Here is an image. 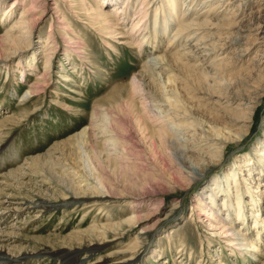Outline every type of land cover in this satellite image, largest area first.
Returning <instances> with one entry per match:
<instances>
[{
    "label": "rangeland",
    "instance_id": "rangeland-1",
    "mask_svg": "<svg viewBox=\"0 0 264 264\" xmlns=\"http://www.w3.org/2000/svg\"><path fill=\"white\" fill-rule=\"evenodd\" d=\"M9 1L0 0L1 8L6 9L4 3ZM74 1V7L70 8L63 0H42L48 7L47 11L31 27L29 36L26 37L23 45L13 51L9 50V55L6 58L0 54V120L11 114L16 115L23 101V109L29 111L25 118H21L19 126L13 127L5 135L3 142H0V145L4 146L0 150V189L5 184L4 175L6 173L22 166L25 168L23 170L27 171L25 164L29 158L48 154L50 151V159L59 158V164L53 168L54 173L62 177L67 172L64 170L65 166L68 167L70 194L73 197L80 196L81 201H73L69 206L51 208L46 212L26 209L12 212L6 219L0 216V244L8 247L5 249H9V252L13 254L31 253L33 256L28 257L26 264H59L57 258H60L61 254L75 252L78 250L77 248H83L82 246L88 245L90 242L98 245L97 251L91 258L84 261H82V255L77 254L76 261L80 260L82 264H89L95 260L102 264H121L122 261L124 264H261L264 261L262 253L264 251V235L262 242H258L257 257L246 251L249 247L235 251L236 243L240 242L241 229L244 231V228H240L241 226L236 223L234 231L224 232L216 227L217 224L210 217L216 216L217 206L220 199H223L221 191L229 186L221 185L226 184L229 176L233 177L229 178V182L232 179L235 181L240 178L245 180L243 178L245 176H239L238 171L234 170L236 164L239 161L243 162L248 157H252V160L255 161V149L264 145V81H262L264 78V43L258 42L261 41L259 40L261 38L256 36L257 31L252 30L254 33L239 35L248 37L249 49L244 52L239 64L231 56L224 60L230 62L229 64L234 68L223 70L219 74V77H222L225 73L224 76L226 75L228 78L225 80L230 82L233 90L236 89L238 92L244 93L246 97L253 98L250 103L254 107L250 112L251 118H243L242 121L235 123L230 127L231 131L224 129V132L229 135V139L224 140L222 137V141L214 140L213 142L216 143L212 142V145L209 146L207 143H200L204 147L198 149L201 147L196 148L197 141L201 139L200 132L203 131L201 129L205 131L207 129L198 125V129L194 130V126H190L177 133L178 139H184L191 143L190 149L195 152H188L184 150V145L182 147L181 143H177L172 136L167 134L158 137L159 134L153 133L152 129L158 128L155 126L157 123H151L154 113L152 114L151 110L145 108L146 105L143 106L140 102L146 91L153 94L150 100L160 99L158 104L164 100L157 92L154 93L152 85L163 84L169 75L156 68L153 72L158 73L157 77L160 81L156 80L149 86L146 85L144 87L146 91L136 94L133 98L131 113L124 115L116 108L107 112L109 116L115 117L117 126L115 134L123 137V141L125 139L126 149L120 148V153L116 156H107L103 151V140L105 141L107 136L94 137L85 149V158L72 148L71 144H60L56 150L53 149V146L55 143L66 141L81 131L84 126L89 127L93 119L94 108H104V106H100V99L115 86L130 82L134 75L142 70L144 64L149 65L158 59L159 55L163 56L167 53L171 46L166 43V38L177 31L180 22H175L174 15L171 13L168 24L163 23V27L167 30L166 36L163 34L164 37H161L160 32L163 31L159 27L155 28V32H158L157 37H160L156 42L153 41V30L150 29L151 24L148 23L145 31H148L147 36L150 38L143 37V46L138 47L133 43V40L129 44L116 38L119 35L116 33L129 31L130 20L125 26L119 24L123 27L121 30H115L114 33L113 29H106L101 35L94 28L96 24L89 27L88 17L79 13L85 8L94 22L99 21L98 9H96L94 0ZM177 1H180V7L183 5L182 9L188 3V10L184 15L186 20L182 22V25L200 20L199 17H194L198 12L207 8V6L204 7L201 0ZM256 1H243V13L237 18L244 17V22H247L249 18L251 21L253 18L251 16L254 13H260L259 6H255L258 3ZM29 2L30 0H19V4L14 7L12 16L2 23L0 21V34L5 31L11 21H16L21 7ZM120 4H124V8L129 5H125L124 0H120ZM54 5L56 9L58 7L66 9V22L64 23L71 26L74 33L71 34L69 30H64V32L67 38H72L71 41H74L72 44L78 45V47L73 49L67 46L65 39H61L57 35L56 42L61 45L62 49L53 52L51 72L48 74L46 83L42 84L44 88L39 90L42 93L32 98L29 94L24 96L30 88V84H33L36 79L35 72L44 69L42 52L47 48L44 42L48 30L50 27L52 31H55L58 26L68 27V25L59 22L49 26L51 19H55L53 11L56 9L51 10ZM72 9L76 11L73 12ZM239 12L238 10L237 13ZM131 13H134L133 7L128 19H131ZM218 14L222 15V13ZM210 17L211 15L208 18ZM86 20L88 21L86 22ZM228 32L230 33L232 30L230 29ZM186 35L187 33L184 32L173 38L172 42H177L172 51L185 42ZM141 36L142 34L138 37ZM200 37L201 35L197 39ZM228 52V50L221 51V54H228ZM31 57H34V60L27 63V59ZM254 57L260 59L257 61V71H246L245 69L251 66L250 62ZM232 61L236 62L234 66ZM20 62L22 65L26 63L27 65L25 67L18 66ZM19 69L24 71L23 75ZM65 75L68 76L67 79L64 77ZM179 75L182 81L187 80L190 85H197L199 91H205V83L198 75H190L187 72ZM169 81H165V89L172 88L178 96L190 101L197 111L196 117L192 116L196 118V121H199L200 114L206 111L204 109L206 107L207 112L217 115L220 120L224 121L227 120L230 113L237 115L248 110H244L243 105L237 103L226 107L224 104H220L222 101L215 100V96L203 101L205 105L209 104L202 108L200 107L201 102L187 96L185 88H181L182 91L179 95L177 83H171L172 79ZM220 88L219 85H214L210 90L216 95ZM197 89L195 90L198 92ZM22 95L23 97H21ZM163 108L164 106L161 105L155 107V111L161 113L160 117L166 115ZM173 110L180 113L181 108H173ZM96 112L99 113V110ZM172 116L170 114L165 118L171 117L167 123L169 127L174 128L172 121H176V119ZM190 120L191 115L187 122ZM220 122L222 123V121ZM193 123L195 125L196 122ZM209 126L208 121V129ZM95 131L97 132L99 129L96 127ZM97 134L100 135V132ZM83 159L88 160L91 176H89L88 168L84 169ZM195 162L199 163L193 170L194 173L192 172L196 178L188 180L187 168H192ZM249 167H252L251 171H244V173L254 177L257 183L259 182L256 185L260 192L255 198L264 218V182L261 181L264 180V170L261 172L262 176H257L255 172L253 173L254 166L250 165ZM31 169L34 170L32 167ZM249 175L246 177L251 178ZM215 176H220L218 177L220 185L217 180L213 181ZM28 178L32 177L25 176L22 179L23 185L21 186L24 191L15 188L2 189L4 193H9V200L19 203L24 199L40 198L48 199L56 204L66 201L64 193L55 186L50 188L48 181L45 180L46 184L41 185L38 182L41 178L34 177L31 180ZM245 181L246 183L241 182L243 189L254 184H247L249 180ZM230 184L234 187L232 195L235 197V193L238 195L239 190L242 189L236 183L230 182ZM247 191L249 189L243 192L244 197ZM100 194L102 195L100 196ZM228 199L224 198V200ZM18 205L15 204V206ZM172 207L176 209L173 212H167ZM3 209L0 208V212ZM154 213L158 217L151 216ZM168 213H170L168 216L172 215V217L159 221L160 216L163 217ZM134 219V225L127 226ZM221 220L226 222V220ZM210 222H214V226L209 225ZM252 225L253 223L249 222L246 226L250 229L243 233H251L255 236L257 233ZM124 226H127L125 231ZM237 231L239 234H235ZM12 233L15 238L12 237ZM231 234H234L232 235L234 239H230L229 245L224 240H228L230 238L228 235ZM143 248L145 251L142 253L141 259L136 260ZM17 249L19 253L16 251ZM35 252H46V255L34 256Z\"/></svg>",
    "mask_w": 264,
    "mask_h": 264
},
{
    "label": "bare ground",
    "instance_id": "bare-ground-1",
    "mask_svg": "<svg viewBox=\"0 0 264 264\" xmlns=\"http://www.w3.org/2000/svg\"><path fill=\"white\" fill-rule=\"evenodd\" d=\"M5 1V0H4ZM185 0H183L184 2ZM191 1V0H189ZM202 4L207 6V8L203 9L202 11L198 12L197 15L194 18H198L197 22L190 21V23H187V25H182V22L185 21V13H187V6L184 9L183 5L180 7L181 3L177 0H124L126 3L125 5L129 4L127 7H123V5L120 4V0H94L96 4V9H98V16L100 18L99 21L94 22L91 17L88 15L87 10L84 8L82 12H79L81 15H85L84 17H88L90 27L91 25H95L94 27L101 35L104 33V30L106 29H113L114 33L117 30H121L123 27H121L119 24H123L124 26L127 24V21L130 20V29L129 31H121L119 33L118 38L119 40H124V43L128 42L131 43V40H133V43L137 45L138 47H142L143 37H146L149 39L147 32L145 31L147 24H151V30H153V41L156 42L160 39L158 36V32H155V28H160V32L163 36H166L167 30L165 27H163V23L168 24L169 18L171 17V13L174 15L175 22H180L177 31H174L173 35L166 38V43L170 45L168 52L165 53L163 56L159 55L158 59L154 60L153 62L148 64H144L142 70H140L134 77L131 79L130 82L127 84L118 85L115 86L106 96H104L102 99H100V106H104V108H94L93 110V119L91 120V124L89 127L84 126V128L67 139L63 142L55 143L53 146V149L56 150V148L60 144H71L77 152L80 153V155L84 156L85 149L88 147V145L91 143V140L95 137H105V141L103 140L104 145V152L107 156L118 155L119 149H126V142L125 139L123 141V137L118 136L115 134V127L116 121L115 117L109 116L107 112H111V109L114 110L116 108L119 112H123V114L127 115V113H131L133 110V98L136 96L137 93L146 91L144 87L147 85L149 86L154 81H160L157 77L158 73H154L153 71L158 68L159 71L161 70L162 73L168 74L167 81L172 79L171 83H177V92L179 95L181 94V88H185L187 92V96L189 98L197 99L199 102H201L200 107H206L207 104L203 101H207L215 96V100L222 101L220 104H224V106H232L234 103L241 104L244 107V110H247V112L243 111L237 114L232 115L231 113L227 117V120H220V118L217 115L211 114L210 112H207V107L204 108L206 111L200 114L199 121H196V112L194 106L190 104V101L178 96V94L171 89H165V81L163 84L156 86L152 85V89L155 90L154 93H158L160 98H164L163 102L161 101L160 104H158V100H150L153 96L152 92L146 91L148 94H144L143 100L140 102V104L146 105L145 108H149L153 114L151 117L152 122L157 123L155 124L157 129H152L153 133H157L162 137V135H170L177 143H181L182 147L184 145V150L188 152H195L190 149L191 143L184 141V139H178L177 133L179 130H183L185 128H188L190 126H194V130L198 129V125L202 126L203 128L206 127V131L204 129L201 134V139L197 141L196 148L198 146V149L204 147L200 143H207V146L212 145V142L215 141H222V137L224 140L229 139V135L224 132L225 130L231 131L230 127L233 126L235 123H238L242 121L243 118H251L250 112L254 108L250 105L252 103V97H246L244 93L238 92L236 89L233 90L232 86L230 85V82H228L227 76L223 74L222 77H219L220 72L223 70H230L232 65L228 62L224 61L228 57H233L232 59L236 62L241 61V57L244 56V52L249 49L248 44V37H240L239 35L242 33H246V35L250 33H254L252 30H256V36H258L259 40L258 42L264 43V0H257V3L255 6H259L258 11H261L260 13L252 15L253 17L250 21V18L247 22H244L245 18L241 17L240 19L237 18L243 13V1L245 0H201ZM211 1V2H209ZM222 1V2H221ZM249 1V0H247ZM65 4H67L70 8L74 7L75 1L74 0H63ZM70 2V3H69ZM209 2V3H208ZM4 3V2H2ZM1 3V5H2ZM69 3V4H68ZM6 9H2L0 6V21L1 23L5 20L9 19L12 16L14 7L19 4V0H14L11 2V0L7 3H4ZM46 4V3H45ZM42 0H30V2L21 7V10H19V16L16 19V21H11L10 24L7 26L5 31L0 34V54L3 56V58H6L8 56L9 50L13 51L14 49H17L18 47L23 45V42L25 41L26 37L29 36V32L31 30V27L34 25V23L39 20L42 15L47 11V6L45 5ZM184 4V3H183ZM135 5V6H134ZM134 10V13L131 17V19H128V15L130 14L131 10ZM216 8H218L216 11H214ZM261 8V9H260ZM56 6L54 5L51 7V10H55ZM238 10L240 11L239 13ZM3 11V12H2ZM60 11V12H59ZM73 12L76 10L72 9ZM71 11V12H72ZM257 11V12H258ZM65 12L63 8L58 7L55 11H53V14H55V19H51L50 25L54 24L55 22L64 23L66 22L65 18ZM218 13H222L218 14ZM227 13V15H225ZM110 15V16H108ZM211 15L210 18H208ZM77 16V15H76ZM221 16V17H219ZM229 16V17H228ZM57 17V20H56ZM105 18V19H103ZM86 20V22L88 21ZM65 25H68L67 23H64ZM147 25V26H146ZM193 25H196V27H193ZM60 27L58 26L55 31H52L51 27L48 30V34L45 38V44L47 45V48L43 50V68L39 72H35V80L34 83L30 84V88L28 91L24 94V96H27L29 94L31 98L33 96H36L42 91H39L40 89H43V85L47 81L48 74H50V65H52V55L53 52L57 49H62L61 45L56 42V37L59 35L61 39H65V42L67 46L72 47L75 49L78 47V45H73L74 41H71L72 38L66 36L64 30L71 31V34L74 33L73 28L68 25V27ZM127 27V26H126ZM232 30V32H228V30ZM116 30V31H115ZM197 31H199L197 33ZM206 31V32H205ZM184 32L187 33L186 40L183 44H181L175 51L174 48L176 47V42L173 38L177 37L178 35L183 34ZM97 33V32H96ZM144 33V34H143ZM137 34V35H136ZM141 37H138L141 35ZM136 35V36H135ZM150 35V34H149ZM160 35V34H159ZM201 37L197 39L198 36ZM163 36V37H164ZM250 36V35H249ZM79 38V37H78ZM31 38L29 37V40ZM31 41V40H30ZM64 41V40H63ZM254 41V40H253ZM123 43V42H122ZM146 43V41H145ZM53 49V50H52ZM68 49V48H67ZM64 50V48H63ZM228 50V54H221V51ZM262 50V49H261ZM35 52V51H34ZM166 52V51H165ZM264 52V50H263ZM36 53V52H35ZM66 53V52H65ZM78 53V52H77ZM169 53V54H168ZM34 54V53H33ZM79 54V53H78ZM35 57V56H34ZM34 57L28 58L27 63L31 60H34ZM80 57V56H79ZM230 57V58H231ZM252 62H250L251 66H249L246 71H252L258 69V63L257 61H260V59H256V57L251 59ZM26 61V58L23 60ZM22 61V62H23ZM71 61V60H70ZM82 61V60H81ZM164 61V62H161ZM22 62L19 63L18 66L22 65ZM83 62V61H82ZM236 62H233V66ZM22 65L21 67H25L27 65ZM223 63V64H221ZM85 64V63H84ZM188 64V67H186ZM32 65V64H31ZM83 65V64H82ZM72 66V65H71ZM203 67V69H201ZM63 68V67H62ZM70 68V67H69ZM199 69V70H198ZM20 70V69H19ZM21 74H24L23 70H20ZM77 71H80L77 69ZM257 71V70H256ZM187 72L190 75H198L199 78H202L205 83V91H199L197 89V85H190L187 80H183L180 77V73ZM39 74V75H38ZM227 74V73H226ZM261 74V73H260ZM259 75V74H258ZM66 79L68 78L67 75L64 76ZM264 77V75H263ZM176 78V79H175ZM169 81V82H170ZM187 81V82H186ZM195 81V79H194ZM264 81V78L263 80ZM261 83V82H260ZM43 84V85H42ZM217 86L219 85L221 88L219 91H217V94L214 95L213 91H211V86ZM172 87V86H171ZM195 87V88H194ZM191 88V89H190ZM232 88V89H231ZM197 89L198 92L195 90ZM215 90V89H214ZM195 94H194V93ZM200 93V96H198ZM218 95V96H217ZM138 96V95H137ZM23 97V95L21 96ZM254 97V96H253ZM168 104H167V103ZM254 102V101H253ZM104 103V104H103ZM26 104V103H25ZM106 105V106H105ZM164 106V110L166 111V115L160 117V114L155 111V107L157 106ZM169 105V106H168ZM99 106V107H100ZM24 107V101L23 104L19 110V112L16 115H8L6 117H3L0 120V142L5 139V135L9 133L11 129L15 126H19V123L21 121V118H25L29 111L26 110ZM124 107V110H123ZM181 108L180 113L175 112L173 108ZM99 110V113L96 112ZM115 109V110H116ZM199 109V108H198ZM249 111V112H248ZM5 112V111H4ZM137 112V111H136ZM150 112V111H149ZM120 113V114H121ZM146 114V113H143ZM172 114L176 121H172V125L174 128L169 127L167 120L171 119V117L165 118ZM91 115V116H92ZM189 115H191V120L189 122L188 118ZM145 116V115H144ZM195 116V117H192ZM17 117L19 118L17 120ZM125 117V116H124ZM138 117V116H137ZM148 117V116H146ZM145 117V118H146ZM150 117V116H149ZM148 117V118H149ZM212 117V118H210ZM136 118V116H135ZM198 118V117H197ZM210 118V119H209ZM202 119V121H201ZM205 119V120H204ZM138 120V119H137ZM149 120V119H148ZM101 121V124L99 122ZM102 121L104 122L102 124ZM209 121V129L207 128ZM224 125H220L222 124ZM138 122V121H137ZM136 122V123H137ZM193 122H196L195 125ZM141 123V122H140ZM139 123V124H140ZM204 123V124H203ZM114 126V127H113ZM144 126V125H143ZM153 127V124L151 125ZM96 127L99 129L100 135L97 134L95 131ZM182 127V128H181ZM190 129V128H189ZM205 131V132H204ZM95 132V133H94ZM195 132V131H194ZM180 134V133H179ZM238 134V133H237ZM240 135V134H238ZM220 136V137H219ZM3 142V141H2ZM1 142V143H2ZM214 144L216 142H213ZM195 145V144H194ZM193 146V145H192ZM4 148V146L0 145V150ZM48 154L36 156L34 158H29L25 164V167L27 168V171H24L25 169L23 166L10 171L8 174L6 173L5 176V184L2 185V189L8 188L11 190L12 188H15L20 191H24L21 185H23V178L25 176L36 178H41L38 180L40 182L39 184L45 185L46 181L49 182L48 186L53 188L60 189L65 196L66 201L62 203H52L48 201V199H35L32 198L31 200L24 199L20 200L19 203L12 202L9 200V193H4V190L0 189V208H4L3 211L0 212V216L4 219H6L12 212H19V210H33L35 209L40 211L49 210L51 208H57V207H65L69 206L70 203L73 201L78 202L80 200L79 197H73L72 194H70L71 191V185L69 177V171L68 167L65 166L64 170L67 171L64 176H57L56 173H54L53 168L57 166L58 163V157L56 160L50 159V151H48ZM52 153V152H51ZM54 153V151H53ZM124 153V152H122ZM58 155V154H57ZM88 156V155H87ZM196 156V153H195ZM86 158V157H85ZM88 159V158H87ZM87 159H83V165L84 169L88 168L89 176H91L92 173H90L89 169V163H87ZM245 161V162H244ZM242 164H240V163ZM237 164L239 165L234 169L235 171H238V175L242 177L249 174H245L244 171H251L252 167H249L250 165H253V173L255 172V175L262 176L261 172L264 170V145L259 148L255 149V161L252 160V157H248L242 161H239ZM199 163L195 162L194 166L192 168H187L188 172V180L195 179L196 175L192 174L194 173V169L197 167ZM248 166V167H247ZM29 167V168H28ZM31 167L34 169L32 170ZM91 168V167H90ZM262 170V171H261ZM250 173V172H249ZM77 174V173H76ZM227 175H229L228 172H226ZM264 174V173H263ZM71 176V175H70ZM191 178H190V177ZM250 176V175H249ZM254 176V175H253ZM220 176H215L213 178L214 180H217V183L220 185L218 178ZM245 180H249V183L247 184H253V186H247L243 189V183H246L245 180H242V178L235 180H231V183H236L242 190H239V194L237 195L235 193V197L232 195V189L234 188L230 182L229 178H233L232 176L227 179L226 184H222L221 186H227V188H223L222 194L223 199H220V203L217 206V212L216 216H210L213 221L217 224L216 227L219 229H222L224 232H232L234 231V226H236V223L241 226L240 228H244V231H248L250 228H247V224L249 222H252L253 229L257 234L251 235V233H243V229H241V237L239 238L236 250H243L242 248H248L246 251L252 255L257 257L256 252L259 250L258 242H262V237L264 233V218L262 216V212H260V205L257 203L256 195L260 190L258 189V184L252 176L251 178H245ZM32 178H28L31 180ZM86 180V179H85ZM84 180L85 183H87ZM81 181V180H80ZM264 182V180H261ZM82 182V181H81ZM100 182V180H99ZM17 183V184H16ZM98 183V182H97ZM52 186H51V185ZM96 185V184H95ZM100 185V184H99ZM231 185V186H230ZM24 187V186H23ZM48 187V188H49ZM101 185L99 186V188ZM98 189V188H95ZM246 189H249L247 191L245 197H244V191ZM230 190V191H229ZM255 193V194H254ZM102 194H100L101 196ZM3 199H2V198ZM38 198V197H37ZM82 198V197H81ZM224 198H229L228 200H224ZM224 200V201H223ZM251 201V202H250ZM15 204H19L18 206H15ZM196 206V204H194ZM176 208H171L168 211L173 212ZM170 213L164 215L163 217H159V221L169 219L171 216H168ZM151 216H157L156 213L152 214ZM158 217V216H157ZM136 219V218H135ZM134 220L131 221V224H128L127 226L134 225ZM221 219L226 220V222H223ZM216 220H218L216 222ZM214 226V222H210L209 225ZM215 224V225H216ZM127 226H124V231ZM11 227H14L11 225ZM14 229V228H13ZM15 233V232H14ZM14 233H12V237L15 238ZM235 234H239L238 231ZM232 235H228V240L226 241V244L230 245V239L232 238ZM251 235V236H250ZM1 236V235H0ZM1 241V240H0ZM95 241V240H93ZM102 241V240H100ZM89 246V247H88ZM16 247V246H15ZM83 248H77L78 250L73 252L70 251L68 253L61 254L57 258L59 260V264H82L81 261H76L77 254L82 255V261L88 260V258H91L94 253L98 249V245H95V243H89L88 245L82 246ZM8 247H5L4 245L0 244V264H26V260L28 257L33 256L31 253H19L18 249L16 250L19 254H13L9 252V249H5ZM26 248V247H25ZM20 249V248H19ZM23 250V249H22ZM264 250V249H263ZM15 251V250H14ZM15 251V253H16ZM144 248L142 252L138 255L136 260L141 259L142 253H144ZM46 252H35L34 256H44ZM264 256V251L262 252ZM39 254V255H38ZM145 258V257H144ZM87 262V261H86ZM98 261H94L89 264H102L97 263ZM130 263V262H129ZM84 264V263H83ZM121 264H124V261H122ZM264 264V261L261 263Z\"/></svg>",
    "mask_w": 264,
    "mask_h": 264
}]
</instances>
